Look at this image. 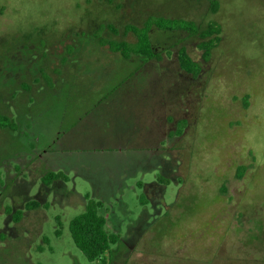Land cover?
Listing matches in <instances>:
<instances>
[{"label":"rangeland","instance_id":"obj_1","mask_svg":"<svg viewBox=\"0 0 264 264\" xmlns=\"http://www.w3.org/2000/svg\"><path fill=\"white\" fill-rule=\"evenodd\" d=\"M159 17L220 40L206 60L184 30L152 27L151 59L101 44ZM0 115L17 123L0 127V264H264V0H0ZM90 199L120 236L102 261L70 231Z\"/></svg>","mask_w":264,"mask_h":264},{"label":"trees","instance_id":"obj_2","mask_svg":"<svg viewBox=\"0 0 264 264\" xmlns=\"http://www.w3.org/2000/svg\"><path fill=\"white\" fill-rule=\"evenodd\" d=\"M212 9H214V4L212 5ZM154 26L165 30H184L200 38L198 45L203 50V60L210 57L211 51L220 40V26L217 24H209L207 27L202 28L201 25L191 20L159 17L147 19L142 26H125V32L132 33L135 37L134 41H110L102 38L101 44L108 46L112 52H119L126 59L131 58L134 54L149 59L160 56L161 53L155 52L153 49L150 39V31ZM109 29L115 33L118 31L112 25L109 26ZM215 34L216 36H214ZM178 56L181 68L186 72L195 74L201 71V65L189 55L187 49L184 47L180 48ZM0 127L14 129L17 127V123L8 116L0 115ZM56 180L67 181V176L62 171L51 170L42 177V181L46 185H50ZM102 205L101 201L94 199L88 200L86 210L74 217L70 223V231L75 244L91 262L104 260L111 246L120 240L119 234L110 232L107 229L106 216L100 212ZM25 206L30 210L41 206V204L39 201L33 200L26 203ZM8 211L9 213H13V219L15 221L18 222L21 220L23 216L22 210L12 211L11 208H8ZM56 232L57 234L61 233L60 230Z\"/></svg>","mask_w":264,"mask_h":264}]
</instances>
